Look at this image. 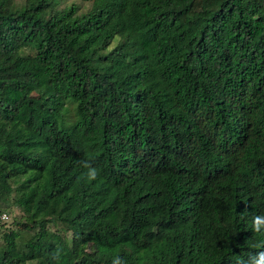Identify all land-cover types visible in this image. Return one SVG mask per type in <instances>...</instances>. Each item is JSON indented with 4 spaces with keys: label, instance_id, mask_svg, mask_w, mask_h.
Returning a JSON list of instances; mask_svg holds the SVG:
<instances>
[{
    "label": "trees",
    "instance_id": "1",
    "mask_svg": "<svg viewBox=\"0 0 264 264\" xmlns=\"http://www.w3.org/2000/svg\"><path fill=\"white\" fill-rule=\"evenodd\" d=\"M63 1L0 0V264L264 251V0Z\"/></svg>",
    "mask_w": 264,
    "mask_h": 264
},
{
    "label": "clouds",
    "instance_id": "2",
    "mask_svg": "<svg viewBox=\"0 0 264 264\" xmlns=\"http://www.w3.org/2000/svg\"><path fill=\"white\" fill-rule=\"evenodd\" d=\"M78 164L85 171L82 173L84 179L88 182H94L100 175V169L88 160L81 159ZM252 230L254 233L264 235V214L253 215L251 219ZM257 247L264 248V242H261ZM63 255L62 249H56L53 253L55 264H60ZM26 264H35V261L26 262ZM112 264H126L125 260L116 256L112 260ZM236 264H264V251L257 252L254 255H248L247 258L237 255Z\"/></svg>",
    "mask_w": 264,
    "mask_h": 264
},
{
    "label": "rangeland",
    "instance_id": "3",
    "mask_svg": "<svg viewBox=\"0 0 264 264\" xmlns=\"http://www.w3.org/2000/svg\"><path fill=\"white\" fill-rule=\"evenodd\" d=\"M12 3L14 6L19 7L23 4V0H12ZM70 2L69 1H63L60 0V2L58 4H56L55 9L59 10L64 6H69ZM77 10L76 13H83L86 11L88 5L86 3H80V2H74L73 3ZM71 112L68 114V116H70ZM2 215H4V217H2ZM18 215V212L15 208H9V210H7L6 212H4L3 214H1L0 216V223H2L5 227H10L11 222L13 221V219ZM24 237H26V235H23Z\"/></svg>",
    "mask_w": 264,
    "mask_h": 264
},
{
    "label": "built area",
    "instance_id": "4",
    "mask_svg": "<svg viewBox=\"0 0 264 264\" xmlns=\"http://www.w3.org/2000/svg\"><path fill=\"white\" fill-rule=\"evenodd\" d=\"M2 217H4V215H2ZM5 218V217H4Z\"/></svg>",
    "mask_w": 264,
    "mask_h": 264
}]
</instances>
